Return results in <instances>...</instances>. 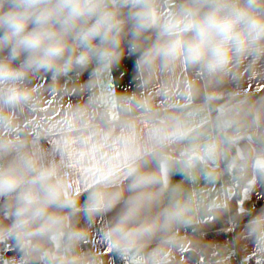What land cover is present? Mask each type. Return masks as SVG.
<instances>
[{
	"label": "crops",
	"instance_id": "crops-1",
	"mask_svg": "<svg viewBox=\"0 0 264 264\" xmlns=\"http://www.w3.org/2000/svg\"><path fill=\"white\" fill-rule=\"evenodd\" d=\"M140 1L97 3L100 12L125 22ZM148 1L154 37L143 52L134 43L125 51L112 46V58L93 56L53 79L32 69L9 82L29 93L24 103L7 104L0 83V138L7 140L8 176L19 179L11 189L0 181V200H21L0 209V228L17 221L26 194L39 196L35 178L42 171H54L65 195L77 199L66 213L67 226L52 233L49 250H31L30 238L9 247L7 235L0 234L2 264H158L171 258L178 264H264V235L250 229L264 216V177L241 190L240 211L229 219L225 243L188 230L229 206L241 181L236 178L240 162L247 165L245 175L264 173V54L238 55L225 71L194 79V71L206 70L203 64L154 54L176 38L173 25L190 12L207 13L214 0H183L174 7L165 0ZM101 38L93 45L100 46ZM150 53L152 62L146 63ZM24 54L29 53L15 54L12 44L0 45V62L10 61L14 68L25 65ZM17 57L23 61L17 63ZM127 96L131 99L121 108ZM100 104L105 119L97 113ZM233 107H240L239 117L226 114ZM162 148L185 159L161 158V191L142 194L130 175L140 159ZM101 186L119 196L90 212V197ZM112 244L127 259H119ZM204 245L212 252L202 251Z\"/></svg>",
	"mask_w": 264,
	"mask_h": 264
},
{
	"label": "clouds",
	"instance_id": "clouds-1",
	"mask_svg": "<svg viewBox=\"0 0 264 264\" xmlns=\"http://www.w3.org/2000/svg\"><path fill=\"white\" fill-rule=\"evenodd\" d=\"M100 7L95 0H0V30L3 31L0 45L12 44L15 54L25 51L30 54L21 68L12 67L10 61L0 62V83L5 84L3 99L7 104L29 99L28 92L9 82L21 79L32 69L63 72L88 62L93 56L108 60L115 55L114 47L92 43L97 37L113 45L117 42L118 22L110 13L100 12ZM97 14L95 23L86 25ZM170 32L176 38L154 55H181L192 63L203 64L209 74L223 72L238 55L264 54V0H214V7L207 13L190 12ZM82 47L84 51H80ZM152 56L150 53L146 63L152 62ZM35 179L43 185V196L26 194L17 209V221L0 228V234L33 236L67 226V217L50 213L49 209L56 203L75 207L76 197L65 195L55 182L54 171H42ZM151 179L140 176L136 184H145ZM18 183V178L5 176L2 187L11 189ZM118 196L119 193H110L101 186L92 193L87 210L98 211ZM179 211L175 210L174 214L179 215ZM123 228L122 223L115 231L121 233ZM250 229L257 236L264 235V216L254 219Z\"/></svg>",
	"mask_w": 264,
	"mask_h": 264
},
{
	"label": "trees",
	"instance_id": "trees-1",
	"mask_svg": "<svg viewBox=\"0 0 264 264\" xmlns=\"http://www.w3.org/2000/svg\"><path fill=\"white\" fill-rule=\"evenodd\" d=\"M81 27H84L81 25ZM3 31L0 30V34ZM117 42L115 45L111 41L103 42V37L101 38L100 46L112 47L116 46L121 51H125L128 48L129 43H134L138 53L143 52L152 42L153 33L151 31L150 23V5L148 0H141L135 7L129 10V19L125 22H118V28L116 30ZM23 60L20 57L16 58V62L20 63ZM44 74L49 79H53L57 74L61 73L56 70H45L41 69ZM249 147V146H248ZM163 157H169L176 160L185 159V156H179L172 153L169 148L158 149L140 159L132 174L130 175V180L136 183V180L140 176H148L152 179L150 182L145 184L137 185L140 193L142 194H152L161 191L162 189V179L159 168V160ZM237 156H234L235 159ZM237 159V158H236ZM255 177H264V173L259 172L258 174H246L241 179L238 185V192L230 199L228 207L217 208L214 212V218L208 222H201L194 226H191L188 230L189 232H208L209 238L214 240L218 244L225 243L231 232L227 229L229 225V219L233 215H237L240 211L239 203L241 202V190L244 188L246 183L251 181ZM56 182V180H55ZM60 188L62 186L56 182ZM38 191L39 196H43L44 188L40 181H38ZM21 202L18 198L9 197L0 200V209L13 206ZM69 206H64L60 203L52 205L49 209L50 213L59 214L66 217ZM65 228V227H64ZM63 228V229H64ZM55 230L47 231L44 233H39L33 236H17L16 234H9L6 236L5 240L9 247H15L19 244L22 239L30 238L32 243L30 245L31 250H49L53 247L52 233ZM211 251L207 245H204L202 251ZM196 254V253H194ZM158 264H178L175 258H171L165 262Z\"/></svg>",
	"mask_w": 264,
	"mask_h": 264
},
{
	"label": "built area",
	"instance_id": "built-area-1",
	"mask_svg": "<svg viewBox=\"0 0 264 264\" xmlns=\"http://www.w3.org/2000/svg\"><path fill=\"white\" fill-rule=\"evenodd\" d=\"M182 1L183 0H165V4L168 7H174V6L180 5ZM95 2H97V0H95ZM93 16H95V15H93ZM89 20L90 19H88L86 21V23H88ZM206 72H208L207 69L204 71L196 70L193 72V77H194V79H197L200 75L205 74ZM130 99L131 98L129 96H127L125 98V101L120 103V107L124 108L126 106V104L130 101ZM97 113L102 119H105V116H106L105 109L101 104L97 106ZM226 114L228 116L239 117L241 115V109H240V107H233V108L228 109L226 111ZM6 141L7 140L0 138V181H2L5 176H8V170L6 167L5 156L3 153V146L6 143ZM245 172H247V165L244 162H240L238 165V171L236 172V178L241 180L244 177ZM87 242H88V239L83 240L84 244H86ZM112 249L114 252H116V255L119 259H121V260L127 259V257H128L127 254H125L121 251L118 244H112ZM86 253L87 252L84 250L83 254H86ZM0 264H2L1 261H0Z\"/></svg>",
	"mask_w": 264,
	"mask_h": 264
},
{
	"label": "water",
	"instance_id": "water-1",
	"mask_svg": "<svg viewBox=\"0 0 264 264\" xmlns=\"http://www.w3.org/2000/svg\"><path fill=\"white\" fill-rule=\"evenodd\" d=\"M24 55H26V56H28V57H29V54H24Z\"/></svg>",
	"mask_w": 264,
	"mask_h": 264
}]
</instances>
